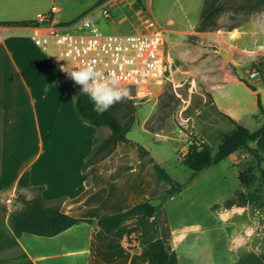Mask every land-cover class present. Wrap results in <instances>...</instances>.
Wrapping results in <instances>:
<instances>
[{"label": "rangeland", "instance_id": "rangeland-1", "mask_svg": "<svg viewBox=\"0 0 264 264\" xmlns=\"http://www.w3.org/2000/svg\"><path fill=\"white\" fill-rule=\"evenodd\" d=\"M33 1L34 6L29 8L33 14L54 4L58 12L53 19L64 27L91 12L96 29L107 35L146 32L148 23H152L148 30L163 36V53L172 60L171 81L153 97L137 100L130 96L117 103L118 117L128 129L125 137L130 154L128 159L109 161L102 170L116 175L130 163L141 179V169L158 167L163 177L160 171L145 176L150 188L147 193L139 191L135 203L146 198L156 204L164 190L175 184L182 186L161 206L155 220L141 217L142 221H137L144 239L155 237L156 228L167 224L184 233L181 246L201 264H264L259 259L264 254V195L258 172L264 169V163L257 164L247 150H242L233 165L224 160L191 177L179 162L191 139L207 145L214 154L220 138L232 130L230 121L213 107L212 92L229 75L251 85L247 80L250 66L264 62V3L256 6L251 0H218L213 3L220 8L214 18L218 29L198 33V18L211 0H109L104 3L107 17L101 15L98 7L102 4L95 0ZM227 31L229 34L224 33ZM257 36L256 43L249 40ZM58 74L59 86L65 91L70 88L73 97L75 89ZM226 87L236 97H244L239 85ZM252 123L249 119L242 121L249 131L256 129ZM107 135L108 130L100 128L96 138L102 140ZM247 148L254 150L255 143H248ZM240 174H244V185L238 181ZM239 194H253L256 200L244 212H233V206L227 203L234 202ZM19 208L0 202V218ZM224 215L231 217L223 221ZM246 229H252V236L245 235Z\"/></svg>", "mask_w": 264, "mask_h": 264}, {"label": "crops", "instance_id": "crops-1", "mask_svg": "<svg viewBox=\"0 0 264 264\" xmlns=\"http://www.w3.org/2000/svg\"><path fill=\"white\" fill-rule=\"evenodd\" d=\"M34 3L0 0V202L18 206L17 194L28 201L34 197L32 192L40 189L39 196L46 204L59 202L61 213L78 220H97L127 209L139 191L148 192L150 183L145 176L160 171L163 177L164 173L158 167L144 168L140 179L132 167L111 180L110 171L102 168L130 154L127 144L121 143L100 163L81 171L99 129L79 120L74 94L72 97L70 88L65 91L59 86L60 72L53 57L32 44L30 37L36 26L1 25L36 22V15L48 10L29 12ZM249 40L256 43L259 38ZM227 84L242 87L244 97H236ZM251 86L254 91L229 75L213 89L212 104L225 119L243 127L242 121L249 119L258 129L264 119L258 114L256 96L264 114V83L251 82ZM238 156L240 151L224 160L231 166ZM99 189L105 190L103 199L95 206L83 207L85 199ZM246 206H233L232 211L244 212ZM141 217L145 218H130L109 235L94 224L76 223L55 237L42 238L15 237L7 214L0 218V264H147L146 246L155 237L144 239L139 232L137 221ZM230 217L224 215L223 221ZM245 235L252 236V229H246ZM158 236L168 256L166 264H201L181 246L184 233L179 229L166 224L158 228Z\"/></svg>", "mask_w": 264, "mask_h": 264}, {"label": "trees", "instance_id": "trees-1", "mask_svg": "<svg viewBox=\"0 0 264 264\" xmlns=\"http://www.w3.org/2000/svg\"><path fill=\"white\" fill-rule=\"evenodd\" d=\"M82 1V0H73ZM96 4H103L109 0H95ZM138 2V0H135ZM218 0H211V4L204 6L203 13L198 18V26L196 32L205 33L213 32L218 29L215 22V17L220 12V8L213 5ZM253 5L260 6L264 0H251ZM95 4V5H96ZM252 7V6H251ZM254 7V6H253ZM3 26H27L35 27V22L28 23H3ZM260 68L264 70V62L258 61ZM237 78V77H236ZM240 82L247 86V89L254 91L253 87L247 82L237 78ZM256 104L258 114L263 117V110L260 105L259 97L256 96ZM74 112L84 124L95 129L105 128L108 130V135L102 140L93 139V146L84 161L81 171H85L88 167L97 164L103 159L107 158L109 154L115 149L118 143L128 144L125 134L128 131L124 127L122 121L118 117L119 108L117 104L112 106L103 115H99L93 111V105L89 98L80 93H74ZM232 130L223 135L218 145L216 146L215 153L212 154L210 147L207 145L191 139L187 145L186 152L179 156L180 164L190 171L191 177H194L202 170L219 164L229 155L247 150L250 156L258 163H264V120L259 128L255 131H249L245 127L233 123ZM248 143H255L256 148L249 150ZM103 152L102 156L96 159L97 154ZM122 158H127L126 156ZM128 159V158H127ZM132 170V165L129 163L121 172L116 175H110L111 180H115L119 175L124 172ZM259 179L262 186V194L264 195V169H259ZM240 184L244 185V174L238 176ZM182 188L181 185L175 184L164 190L157 198V203L152 204L149 199L143 198L136 204L119 211L99 218L97 220H78L60 212L59 203L51 205L46 204L39 196L40 189H37V194L30 200H23L17 194L16 200L20 202V208L9 214V225L15 237L21 235H29L34 237L52 238L58 234L68 230L76 223L94 224L95 227L102 233L109 235L113 233L119 226L125 224L130 218L136 215H143L147 219L156 218V214L161 206L175 196ZM105 196V190L99 189L94 194L90 195L82 203L83 207H92L97 205ZM255 196L253 194L242 195L239 194L236 200L227 203V206L245 207L246 205L255 203ZM130 235V232L128 233ZM145 259L147 264H166L168 259L164 245L158 236V230H155V238L146 246ZM261 262H264V254L259 256Z\"/></svg>", "mask_w": 264, "mask_h": 264}, {"label": "built area", "instance_id": "built-area-1", "mask_svg": "<svg viewBox=\"0 0 264 264\" xmlns=\"http://www.w3.org/2000/svg\"><path fill=\"white\" fill-rule=\"evenodd\" d=\"M98 9L103 17L108 16L104 3ZM57 12L58 8L51 4L46 13L36 15V28L30 39L40 52L53 57L57 70L76 92H80V86L62 69L75 70L92 64L105 73H115L121 87L128 88L131 98L137 100L153 97L156 90L159 93L171 81L172 60L163 53V36L148 30L152 23H148L146 32L107 35L96 29L91 12L65 27L53 22ZM37 26L42 30L37 31ZM247 80L263 84L264 70L254 63Z\"/></svg>", "mask_w": 264, "mask_h": 264}, {"label": "clouds", "instance_id": "clouds-1", "mask_svg": "<svg viewBox=\"0 0 264 264\" xmlns=\"http://www.w3.org/2000/svg\"><path fill=\"white\" fill-rule=\"evenodd\" d=\"M62 71L80 86V93L89 98L93 111L99 115H103L112 106L128 100L131 96L128 88L121 87L120 79L115 73H105L92 64L75 70L64 68Z\"/></svg>", "mask_w": 264, "mask_h": 264}, {"label": "water", "instance_id": "water-1", "mask_svg": "<svg viewBox=\"0 0 264 264\" xmlns=\"http://www.w3.org/2000/svg\"><path fill=\"white\" fill-rule=\"evenodd\" d=\"M225 57V55H222V58H224Z\"/></svg>", "mask_w": 264, "mask_h": 264}]
</instances>
